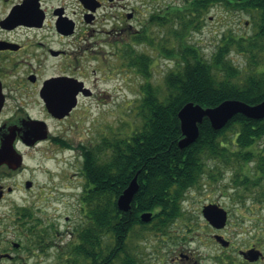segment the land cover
I'll return each mask as SVG.
<instances>
[{
    "label": "flooded vegetation",
    "instance_id": "1",
    "mask_svg": "<svg viewBox=\"0 0 264 264\" xmlns=\"http://www.w3.org/2000/svg\"><path fill=\"white\" fill-rule=\"evenodd\" d=\"M222 2L232 9L239 1ZM176 4L164 0H0V264H30V252L42 257L57 245L51 231H59L47 213L52 202L51 187H46L52 181V160L67 164V159L76 156L74 164L79 169L65 180L74 178L81 184L72 193L62 188L66 191L60 196L70 194L77 215H84L87 197L82 167L87 147L80 145L71 154L76 149L65 143L64 133L76 126L66 120L76 115L77 123L76 118L84 117L83 110L101 104L131 110L134 100L115 102L108 86L101 84L112 80L114 90L127 88L132 93L134 72L142 79L136 87L139 95L148 80L134 65L136 61L154 78L164 76L158 63L164 57L156 45L163 43L164 19L173 14ZM100 135L113 139L117 134L109 125ZM120 135L125 137L127 132ZM39 173L45 180L38 179ZM199 217L201 229L189 235L188 242L196 240L204 248L216 244L218 252L196 253L201 247H184V233L172 236L166 229H157L153 233L157 250L167 245L165 253L159 254L162 262L167 256L172 264H264V231L233 230L228 212L220 228L208 222L202 209ZM151 222L152 216L146 223ZM67 232L72 236L70 229Z\"/></svg>",
    "mask_w": 264,
    "mask_h": 264
},
{
    "label": "trees",
    "instance_id": "2",
    "mask_svg": "<svg viewBox=\"0 0 264 264\" xmlns=\"http://www.w3.org/2000/svg\"><path fill=\"white\" fill-rule=\"evenodd\" d=\"M212 1L223 0H182L165 17L163 43L156 47L171 66L161 77L166 92L161 97L148 81L142 85L131 109L140 124L128 123L125 137L100 139L95 151L83 146L86 210L76 215L71 239L56 254L61 263L139 264L136 245L132 251L127 244L137 226L146 228L139 215L152 212L156 228L166 229L181 215L188 191L200 186L205 174L213 179L216 167L232 168L238 192L264 205V118L238 113L216 130L205 117L194 142L183 148L177 144L182 137L177 114L184 104L211 107L227 99L250 104L264 99V0H238L237 8L257 12L256 29L239 38L223 32L205 58L189 37L200 30ZM232 49L247 56L243 69L229 57ZM134 65L149 76L141 61ZM136 173L138 189L130 210L122 211L117 198Z\"/></svg>",
    "mask_w": 264,
    "mask_h": 264
},
{
    "label": "rangeland",
    "instance_id": "3",
    "mask_svg": "<svg viewBox=\"0 0 264 264\" xmlns=\"http://www.w3.org/2000/svg\"><path fill=\"white\" fill-rule=\"evenodd\" d=\"M172 1L178 3L182 2V0H164V3L166 4L167 2ZM228 7L225 2L222 1L210 2L208 10L204 14L201 22L200 30L194 31L189 37V41L200 49L205 58L211 57L212 53L215 51L218 39L223 32L231 34L234 38H239L240 36H249L256 29L257 12L244 11L235 7L231 9ZM229 57L232 62L240 68L246 67L247 56L244 53L232 49ZM158 63L163 71H166L169 67L166 58H161ZM247 70H250V68ZM131 78L132 93H128L127 88L114 90V82L112 80L106 85L101 84V86H108V90L113 96L112 100L115 102L124 101L128 97L135 101L138 98V95L136 94L137 82H142V79L138 78L134 72ZM146 79L155 90H158V94L162 97L166 92L163 78H154L153 75H149ZM83 112L84 117L79 119L76 118V120H78L77 123H75L76 115H72L69 120H66V122L71 121V123L74 124V127L76 126L72 132L68 130L64 133L68 138L65 143L76 149L71 152L72 155L77 153L80 145H86L87 148L95 151L97 141L104 138L102 135L99 137V133L105 126L108 127L109 125H112L117 136L123 137V135H120V132L129 131L128 123L132 124L133 127H136L141 122L140 116L137 115L135 111L128 110V108L115 107L112 103H109L108 105L101 104L99 108L83 110ZM65 125L68 128V125ZM59 155L60 154H58V158L62 156L65 157L64 153H62V156ZM66 161L68 162L67 164H65L63 160L61 162L57 159L52 160L49 164L52 168V181L46 186L51 187L52 190V202L50 207H47V213L53 220L54 228L59 231V234L55 233L54 230L51 231L52 240L57 245L48 249L46 254H43L42 257L33 256L30 252L27 257V261L30 264H62L61 260L57 259L56 254L59 250L65 248L66 243L71 239L67 230L70 229L68 226H72L75 222L77 207L70 194L62 197L60 195H62L61 192L66 191V189L63 190L62 188L68 187L67 193H72V188L77 187V184H81V182L76 183L74 178L71 180H65L68 175L71 176L79 169V166L75 165L76 156L70 158V160L67 159ZM213 173L215 174L213 179L205 174L202 178L201 185L193 187L188 191L182 201L180 219H177L174 224L171 222V225L169 224L166 228V230L170 231L172 236L176 235V233H179L180 235H182V233L185 234L186 238L184 247L192 249L200 246L201 248L196 251V253L202 252L208 253L209 255L217 251L216 244L204 248L202 244H198L196 240L195 242L190 243L187 239L189 235L194 234V231H199L201 229V217L199 216L201 215L203 205L212 203L225 209L230 214V220L233 223L231 227L233 230L248 229L252 231L259 229L264 231V205L257 201L253 202L252 194L246 191L243 193L242 191L238 192V187H235L232 179L233 169L220 166L216 167L213 170ZM37 177L40 181L45 180V176L41 173H39ZM239 195H241V197H239ZM58 197L59 199H57ZM66 216H68L70 220L67 221L65 219ZM155 225L157 224L153 221L147 223L146 228L137 226L130 234L127 244L131 247L132 251L136 245L134 252L139 256V264H172L169 257L166 256L163 262L160 258L159 254L165 253L164 248H166L167 245L164 248L159 249V251L157 250L159 244L155 241V235L153 233L158 228H156ZM188 227H190V233H187ZM140 233L142 234L137 238V235ZM9 238L12 237L9 236ZM238 238L239 237H237V239ZM4 264L14 263L6 262Z\"/></svg>",
    "mask_w": 264,
    "mask_h": 264
},
{
    "label": "water",
    "instance_id": "4",
    "mask_svg": "<svg viewBox=\"0 0 264 264\" xmlns=\"http://www.w3.org/2000/svg\"><path fill=\"white\" fill-rule=\"evenodd\" d=\"M238 113L252 119L264 118V99L255 104L246 103L238 99H227L211 107H203L193 102L184 104L177 114L182 134V137L178 140V146L183 148L196 140L199 134L198 124L202 122L203 118L206 117L211 126L218 130ZM137 189L136 173L117 198V206L120 210H130V204ZM202 214L216 228L222 227L227 220V211L212 203L203 206ZM151 216V212H143L140 215V219L146 222L150 220Z\"/></svg>",
    "mask_w": 264,
    "mask_h": 264
}]
</instances>
